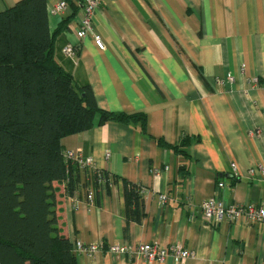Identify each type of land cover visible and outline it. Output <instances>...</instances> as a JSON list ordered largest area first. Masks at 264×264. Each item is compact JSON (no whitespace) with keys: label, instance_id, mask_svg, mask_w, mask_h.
Segmentation results:
<instances>
[{"label":"crops","instance_id":"crops-1","mask_svg":"<svg viewBox=\"0 0 264 264\" xmlns=\"http://www.w3.org/2000/svg\"><path fill=\"white\" fill-rule=\"evenodd\" d=\"M19 1L0 0V12ZM60 1L67 9L52 15ZM46 7L55 60L89 86L97 107L146 117L144 131L106 123L60 142L63 151L91 157L111 178L97 187L78 170V209L67 195L60 201V224L76 264H264L262 225L206 224L199 208L209 198L264 206V0H102L92 26L103 51L91 37L75 36L78 0H46ZM68 45L77 49L73 58L62 53ZM126 185L140 193L138 222L126 211ZM174 243L193 257L148 263L77 251L87 244L105 250Z\"/></svg>","mask_w":264,"mask_h":264},{"label":"trees","instance_id":"trees-1","mask_svg":"<svg viewBox=\"0 0 264 264\" xmlns=\"http://www.w3.org/2000/svg\"><path fill=\"white\" fill-rule=\"evenodd\" d=\"M54 36L46 0H20L0 12V264H76L58 207L74 196L79 176L66 166L61 140L106 123L146 128L144 114L99 109L89 86L55 60ZM138 191L124 187L136 222Z\"/></svg>","mask_w":264,"mask_h":264},{"label":"built area","instance_id":"built-area-1","mask_svg":"<svg viewBox=\"0 0 264 264\" xmlns=\"http://www.w3.org/2000/svg\"><path fill=\"white\" fill-rule=\"evenodd\" d=\"M78 1L82 9V17L79 20L78 27L75 31V36L78 40L91 37L95 47L99 51H103L105 49V45L101 37L94 33L92 26L93 15L97 10H99L100 2L102 0ZM66 9V2L60 1L53 6L50 13L52 15H59L65 12ZM62 53L68 58H73L76 56L77 49L68 45L62 49ZM228 80L232 82L233 78L228 77ZM257 81V78L252 80V82L255 84ZM216 83L218 85L222 84L220 80H217ZM63 157L67 167L69 165H75L79 171L86 174L88 179L90 178V180H92L94 186L99 187L110 183V176L97 168L91 157H84L80 152L73 150L64 151ZM105 158H109V153L105 154ZM231 168L235 171L234 164H231ZM259 169L261 170V167H259ZM254 173V170H249L247 174L249 177H252ZM152 176L154 178H158L160 176L159 170H152ZM222 186V183L218 184V187L221 188ZM67 199L72 204L74 210L78 209L79 201L75 195L70 197L68 196ZM85 200L91 204L92 195L87 194ZM158 201L160 205H163L166 202V197L160 195L158 197ZM199 208L201 210L202 219L206 224L215 221L233 223L237 220H240L248 225L259 224L264 227V206H257L255 204L224 205L221 201L215 198H209L202 201L199 205ZM77 251L87 257H93L94 255L103 253L105 251V253L110 255H127L148 263H161L166 259H171L176 263H180L193 257V253L185 250L179 243H174L167 248H162L155 244H138L134 247L130 245H111L105 250L101 244H87L79 245Z\"/></svg>","mask_w":264,"mask_h":264}]
</instances>
